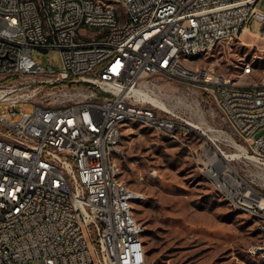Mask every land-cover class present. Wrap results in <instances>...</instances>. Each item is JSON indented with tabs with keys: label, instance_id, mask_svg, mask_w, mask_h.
I'll return each instance as SVG.
<instances>
[{
	"label": "built area",
	"instance_id": "2783aa9c",
	"mask_svg": "<svg viewBox=\"0 0 264 264\" xmlns=\"http://www.w3.org/2000/svg\"><path fill=\"white\" fill-rule=\"evenodd\" d=\"M260 2L0 0V76L16 79L0 91V264H148L145 229L132 221L143 196L115 171L122 123L134 121L183 145L203 133L193 152L200 173L258 221L263 246L251 252L264 251V176L244 168L264 170V133L256 137L264 131V86H232L184 59L239 40L254 20L264 39ZM52 49L61 51L60 70L32 59ZM160 76L210 94L244 145L133 94L157 89L151 80Z\"/></svg>",
	"mask_w": 264,
	"mask_h": 264
},
{
	"label": "rangeland",
	"instance_id": "374dc122",
	"mask_svg": "<svg viewBox=\"0 0 264 264\" xmlns=\"http://www.w3.org/2000/svg\"><path fill=\"white\" fill-rule=\"evenodd\" d=\"M258 9L264 12V0ZM261 27L254 20L249 26L251 33H243L239 40L184 59L198 62V67L214 69L215 78L230 79L237 86H264V39L257 37L263 33ZM32 59L43 68L63 67L62 54L57 49L35 50ZM247 68L251 70L249 75H245ZM192 75H201V68H192ZM15 81L0 76V91L10 90ZM151 81L158 88L142 91L165 107L149 99L147 102L203 127L200 130L209 136L218 138L222 132L236 139L238 146L244 145L210 94L167 76ZM25 108L31 113L34 110L30 104ZM122 133L120 179L143 196L134 204V217L145 229L148 264H264V251L251 252L253 247L263 246L258 221L233 208L200 173L193 152L199 149L203 133L188 136L185 145L139 121L130 122ZM224 148L229 154L237 153L233 148ZM245 164L244 168L250 169L248 176H264V170L250 162Z\"/></svg>",
	"mask_w": 264,
	"mask_h": 264
},
{
	"label": "bare ground",
	"instance_id": "6f19581e",
	"mask_svg": "<svg viewBox=\"0 0 264 264\" xmlns=\"http://www.w3.org/2000/svg\"><path fill=\"white\" fill-rule=\"evenodd\" d=\"M91 4H102V0H90ZM247 32V31H246ZM94 38H103V30H94ZM206 52H204V50H195V51H192V52H184V58H194V57H199L203 54H205ZM251 73V70L250 68H247L245 70V75H249ZM215 74V73H214ZM217 79V78H216ZM217 80H220V79H217ZM224 82H229L230 85L232 86H237L235 84H232L231 80H222ZM133 94L135 96H139V97H143V99L146 101V100H150L152 102H156V103H159L162 107H165L159 100L157 99H154L152 97H150L149 95L145 94L144 92L140 91V90H133L132 91ZM139 122H142V121H139ZM143 123V122H142ZM129 123H122V131H123V128L125 126H127ZM194 126L197 130L198 129H202L203 127L199 126V125H192ZM208 128V127H207ZM206 128V129H207ZM212 130V129H210ZM209 130V131H210ZM173 139V138H171ZM115 171L116 172H120V168H119V165H118V162H115ZM202 175L204 176V178L208 181V175H206V173H202ZM123 187H128L124 182H123ZM219 194L220 196L226 201L228 202L230 205H231V200H229L228 197H226V191L224 189H215ZM133 194H138L134 191H132ZM138 195H141V194H138ZM142 196V195H141ZM139 201V200H135V203ZM239 212L243 213L242 210H238ZM132 221L135 222V223H139L135 217H134V213H132ZM142 227L144 228V226L142 225ZM140 249L142 250H145V245H144V242L143 240H140Z\"/></svg>",
	"mask_w": 264,
	"mask_h": 264
},
{
	"label": "crops",
	"instance_id": "0c3cea01",
	"mask_svg": "<svg viewBox=\"0 0 264 264\" xmlns=\"http://www.w3.org/2000/svg\"><path fill=\"white\" fill-rule=\"evenodd\" d=\"M245 33H247V32H245Z\"/></svg>",
	"mask_w": 264,
	"mask_h": 264
}]
</instances>
